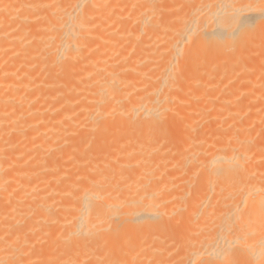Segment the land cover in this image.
Returning <instances> with one entry per match:
<instances>
[{"label": "bare ground", "instance_id": "1", "mask_svg": "<svg viewBox=\"0 0 264 264\" xmlns=\"http://www.w3.org/2000/svg\"><path fill=\"white\" fill-rule=\"evenodd\" d=\"M264 264V0H0V264Z\"/></svg>", "mask_w": 264, "mask_h": 264}, {"label": "snow or ice", "instance_id": "2", "mask_svg": "<svg viewBox=\"0 0 264 264\" xmlns=\"http://www.w3.org/2000/svg\"><path fill=\"white\" fill-rule=\"evenodd\" d=\"M212 264H225V261L224 260H218V261L212 262Z\"/></svg>", "mask_w": 264, "mask_h": 264}]
</instances>
